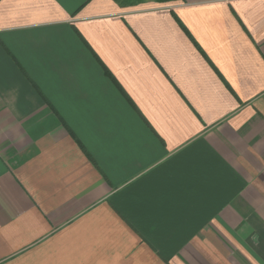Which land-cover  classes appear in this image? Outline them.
Masks as SVG:
<instances>
[{
  "label": "crops",
  "instance_id": "0c3cea01",
  "mask_svg": "<svg viewBox=\"0 0 264 264\" xmlns=\"http://www.w3.org/2000/svg\"><path fill=\"white\" fill-rule=\"evenodd\" d=\"M0 264H264V0H0Z\"/></svg>",
  "mask_w": 264,
  "mask_h": 264
},
{
  "label": "trees",
  "instance_id": "16d2710c",
  "mask_svg": "<svg viewBox=\"0 0 264 264\" xmlns=\"http://www.w3.org/2000/svg\"><path fill=\"white\" fill-rule=\"evenodd\" d=\"M118 2H121L122 4H136L138 2H140L141 0H117ZM157 1H160V2H163V1H169V0H157Z\"/></svg>",
  "mask_w": 264,
  "mask_h": 264
}]
</instances>
